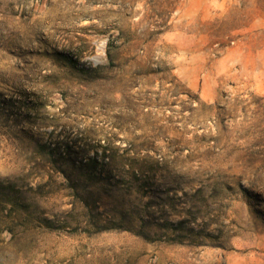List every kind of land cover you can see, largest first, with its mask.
<instances>
[{"label":"rangeland","instance_id":"374dc122","mask_svg":"<svg viewBox=\"0 0 264 264\" xmlns=\"http://www.w3.org/2000/svg\"><path fill=\"white\" fill-rule=\"evenodd\" d=\"M0 264H264V0H0Z\"/></svg>","mask_w":264,"mask_h":264}]
</instances>
